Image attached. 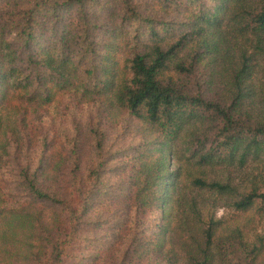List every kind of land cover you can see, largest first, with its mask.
I'll return each instance as SVG.
<instances>
[{"label": "trees", "instance_id": "obj_1", "mask_svg": "<svg viewBox=\"0 0 264 264\" xmlns=\"http://www.w3.org/2000/svg\"><path fill=\"white\" fill-rule=\"evenodd\" d=\"M260 105L264 0H0V264H255L198 196L264 219Z\"/></svg>", "mask_w": 264, "mask_h": 264}, {"label": "rangeland", "instance_id": "obj_2", "mask_svg": "<svg viewBox=\"0 0 264 264\" xmlns=\"http://www.w3.org/2000/svg\"><path fill=\"white\" fill-rule=\"evenodd\" d=\"M258 84V83H257ZM262 110H264V105H260ZM90 107V106H89ZM59 108L60 105H55L53 104L49 108V120L51 122V128L53 130L54 135H57L60 137L58 134V128H59ZM257 108V110H259ZM96 108L95 107H90L89 111L86 115H84L85 119L91 118L92 116H96ZM119 119L116 118V121ZM66 122L65 120H63ZM44 122H47V120H44ZM112 121L107 120V123L110 124ZM36 131L38 128H36ZM55 130V131H54ZM38 132V131H37ZM126 161V167L128 169H131V164H132V157L129 155L125 157ZM174 164V168H175ZM236 174V183L240 186H247L249 187L251 185V181L256 180L259 181L261 179H264V165L258 161H249L244 170L235 173ZM127 176V175H126ZM118 178L116 181L119 182ZM198 200L201 202L203 201L202 205L204 206V210L208 211L210 213L214 212L215 217L218 219L222 220V229L221 233L222 235H225L230 232H234L235 228H240L245 234H246V240L250 242V244H264V219L261 218V216L258 215V213H254V211H250L247 213H237L233 208L229 206L231 201L228 198H218L216 196H211L207 193H203L202 195L199 194ZM100 205L101 208L98 207ZM96 206V209L99 211V217L100 219L103 220L105 224V228H102L94 235H103V238L106 237V234H112L114 231L112 230V226L109 227V225L106 223L108 218L115 216V214H119L122 206H123V199L119 200L115 195L111 193L108 197H105L100 201V203ZM117 224V223H116ZM119 229V228H118ZM118 229H115L118 232ZM153 230H157L154 229ZM116 233V232H115ZM22 237V234H21ZM168 237V236H167ZM166 238V235H163V240ZM105 247L103 244L99 243L97 246H95L93 249L92 248H84L82 247H77L72 250L74 253H84L87 256V260L82 263L78 264H90L92 261V255L95 254V252H101ZM263 252L260 254V257L256 260L255 264H263L264 263V247H263ZM71 251V250H70ZM70 253V252H69ZM23 254V253H22ZM69 256V255H68ZM108 253L107 252H102L101 255V260L95 261L94 264H112L109 263L108 260ZM14 262V261H13ZM19 262V261H18ZM13 263V264H19V263ZM22 264V263H21ZM67 264H74L73 260L68 259Z\"/></svg>", "mask_w": 264, "mask_h": 264}]
</instances>
